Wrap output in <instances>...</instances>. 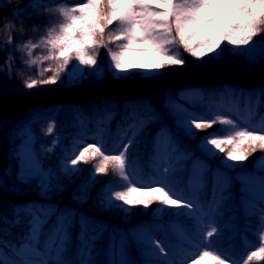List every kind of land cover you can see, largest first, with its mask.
<instances>
[{
  "label": "trees",
  "instance_id": "1",
  "mask_svg": "<svg viewBox=\"0 0 264 264\" xmlns=\"http://www.w3.org/2000/svg\"><path fill=\"white\" fill-rule=\"evenodd\" d=\"M81 0H0V246L12 248L28 240V228L33 211L28 207L33 201H48L55 206V212L48 218L43 231L35 242L39 250L47 260L52 257L45 253L44 245L49 241L58 226L60 216L73 211L76 215L82 214L88 217L95 225H105V231L100 235L95 246L85 249L86 243L77 236L84 231L75 220L67 224V238L62 250L54 257L65 264H80L81 261H92L93 264H109V260L103 255V238L107 230L115 226L125 233L123 252L126 261L140 264L148 259L147 253L150 247L146 244L145 234L134 241L129 231L141 221H148L154 215L162 221L173 220L178 217L187 224L188 233L182 244L194 248L191 237L200 236L199 223L205 221L209 230L214 222L218 234L209 239L213 247L229 256L238 257L245 251L246 241L256 242L258 229L261 228V211L264 209V201L259 200V209L253 213H244L239 207L238 190L241 182H248L249 172L264 156V150L259 148L251 152L245 161H235V168H226L221 164V157L226 152L217 153L216 158L206 157L197 148L196 144L208 131H214L222 127L217 124L213 129L196 131L195 138L184 136L177 131L179 123L174 121L168 108L173 105H182L188 111H205L212 109L211 95L216 96L220 91L232 88L247 95L250 102L257 101L258 114L264 113V97L261 90L264 89V64L259 60L260 49L264 43L256 45V51L252 56L247 54L236 55L231 51H224L219 57L212 58L213 53H207L199 59L185 52L182 46L175 45L179 54L187 61L182 67H177L169 73H161L156 76V86H150L143 82H129L125 80L95 77L103 70L107 54L116 48L120 42L107 43L109 30L117 28V22L105 29L104 42L106 47L89 49L90 55L98 60V65H78L73 57L62 71L58 69L57 61L41 60L48 54L47 46L37 47L31 55L36 60V65L27 68L21 64L23 53L15 49L27 40L34 43L46 36L47 30L64 21L59 9H67L79 4ZM39 5L29 7L20 17H13L12 12L23 5ZM101 8L107 13V0H101ZM13 22L14 28L9 29L7 24ZM23 24V32L21 31ZM264 28V26H262ZM11 35L12 45L5 41ZM99 39V36L97 37ZM256 41H264V32L253 38ZM222 47L230 49L232 46L222 42ZM219 51V49H217ZM9 54L13 55L14 64L12 76L6 75L8 69L4 61ZM203 61V62H201ZM45 68L52 71L45 72ZM58 72L55 85H41V78H48ZM42 73V77L38 74ZM83 73V79H79ZM170 74V77L166 75ZM78 82L73 83V79ZM37 79L35 88L29 90L24 87L25 80ZM67 81L66 83H61ZM155 82V83H156ZM200 87L204 96L209 98L207 104L194 108L184 105L178 100L179 91L188 87ZM5 93V95H4ZM167 93V94H166ZM8 106H4L5 102ZM211 105L209 106L208 105ZM181 114V113H179ZM54 123L55 130L51 135H45L47 126ZM28 125L34 134L33 149L40 168L47 173L51 186L42 193L37 183V177L24 180L19 177V163L16 149L19 141V131L24 125ZM168 126L172 132V143L175 152L185 148L186 141L194 147V154L207 163V168L199 174L200 183L190 187L189 172L186 168H180L167 176V179L176 190L189 193V196L198 199L200 204L209 209L208 201L212 197L211 173L214 168L226 170L229 174V182L223 189L217 191L215 205L209 209L207 216L201 221L195 216L175 215L176 212L186 213L183 207L176 208L170 205H160L153 201L148 208L143 205L109 207L105 202L112 184L120 183L115 174L114 166L109 164L106 174H99L92 179L94 166L98 165L100 158L89 159L87 163H79L76 167L82 171L65 173L63 171L66 160L63 155L65 150L73 147L74 141L80 136L97 134L105 144L111 148L123 141V134L131 126L134 132L138 128L141 131L135 136L134 143L129 146L128 157L131 160L132 176L139 174L143 178L152 173V168L146 163L147 155L152 151L148 144L150 136L162 126ZM181 130L182 127H180ZM58 138L59 143L52 148L53 139ZM246 147V145H245ZM52 149L49 151V149ZM227 151V150H226ZM190 153L189 151H184ZM174 160V159H173ZM254 184V190L260 191L259 184ZM117 204L123 202L118 201ZM128 209V211H125ZM16 217V220L14 218ZM242 228L234 230L232 228ZM171 240H179L175 233L166 232ZM229 246V250L224 248ZM29 259L14 255L11 260ZM42 260V259H40ZM161 260V259H157ZM252 264H264L253 261Z\"/></svg>",
  "mask_w": 264,
  "mask_h": 264
},
{
  "label": "snow or ice",
  "instance_id": "2",
  "mask_svg": "<svg viewBox=\"0 0 264 264\" xmlns=\"http://www.w3.org/2000/svg\"><path fill=\"white\" fill-rule=\"evenodd\" d=\"M12 0H8L11 4ZM29 7H39V5H23L12 12L13 17H20ZM107 13L101 8V0H81L73 7L59 9L64 21L47 30L46 36L40 41L33 42L27 40L18 46L15 51L23 53L24 58L21 64L27 68L36 65V60L31 52L37 47L47 46L48 54L43 60L57 61L58 69L62 71L69 61L74 57L79 65H98V60L94 55H90L89 49L106 47L104 42L105 29L114 22H117L115 30H109L107 43L121 42L118 51L109 52L110 67H114L118 73L127 74L130 68H151L155 73L160 74L166 66H185L187 61L176 50L175 45L182 46L184 51L199 59L207 53H213L212 58L219 57L224 51H231L236 55L247 54L252 56L256 51L258 43L253 38L264 32V0H107ZM159 9V11H157ZM9 29L15 24L9 22ZM23 24L21 31L23 32ZM173 31L175 35L173 36ZM99 36V39L97 37ZM13 37L8 36L5 41L7 45L13 44ZM222 42L232 46L230 49L222 47ZM219 49V51H217ZM132 52H153L161 57L160 60L147 64L125 63V58ZM259 60L264 64V47L260 49ZM203 62V61H201ZM14 64L13 55L9 54L4 61V66L8 69L6 75L12 76ZM45 72L52 71L45 68ZM42 77V73H38ZM58 72H54L48 78H41V85H55L57 83ZM79 79H83L81 73ZM62 81L61 83H66ZM78 82L75 78L73 83ZM38 83L37 79L25 80L24 87L33 89ZM244 93H240L243 99ZM264 97V89L261 90ZM232 99H236V93L232 94ZM180 126L187 137L195 138L196 132L213 129L219 124L222 127L214 131H208L200 138L199 149L206 157L216 158L217 153H225L221 157L224 167L235 168V164L229 161H245L251 152L258 148L264 150V120L259 125L248 122H238L231 118L230 113L206 109L205 111H188L184 108L180 110ZM250 113V108H249ZM54 123L47 126L45 135L53 134ZM137 132L128 139L127 143L117 144L109 148L102 138L95 143H85L83 139L74 141L69 153L70 162H66L63 168L65 173L82 171L76 167L79 163H87L89 159L99 157L98 165L94 166L92 179L99 174H106L109 164L114 166L115 174L120 183L109 182L113 185L105 197V202L109 207L123 208L125 205L131 207L143 205L148 208L153 201L160 205H170L176 208L188 209L186 213L176 212L175 215L194 216L192 211L193 202L181 192H178L167 179L170 169L165 168L161 176H153L148 180H136L132 178L131 160L128 157L129 146L134 143ZM59 143V139L52 141V148ZM83 145V147H81ZM246 145V147H245ZM52 149L50 148L49 151ZM227 150V151H226ZM260 176L258 184L261 192V199L264 201V156L259 157ZM250 182V181H248ZM199 184L200 181H197ZM48 186H51L49 180ZM121 201L122 204L116 202ZM128 211V209H125ZM67 223V216L61 218L55 229L61 245ZM212 224L211 230L201 229L200 244L195 246L189 253V264H252L253 261L264 262V209L261 211V228L257 230L256 242L246 241L245 251L238 257L229 256L213 247V242L209 239L214 234H218V229ZM44 221L39 216L33 217L30 229V239H38L42 233ZM206 232V235L204 234ZM147 243L151 247L152 238H147ZM31 248V244L28 246ZM251 249V250H249ZM158 250V251H157ZM21 250H17L19 253ZM35 253V250H33ZM153 256L163 257L162 261L156 264H175L171 259V253L162 246L161 242H156ZM0 264H48L46 261L30 259L8 260L0 254ZM57 264H65L57 261ZM80 264H93L92 261H81ZM113 264H134V262L121 259L113 261ZM146 264H153L149 261Z\"/></svg>",
  "mask_w": 264,
  "mask_h": 264
},
{
  "label": "rangeland",
  "instance_id": "3",
  "mask_svg": "<svg viewBox=\"0 0 264 264\" xmlns=\"http://www.w3.org/2000/svg\"><path fill=\"white\" fill-rule=\"evenodd\" d=\"M159 11V9H157ZM175 35V32L173 31V36ZM121 43V42H120ZM119 43V44H120ZM116 48H112L111 51H118V45ZM180 53V52H179ZM161 57L153 52H132L129 53L125 58V63L131 64V63H138V64H147L151 65L152 63H155L156 61L160 60ZM110 60H109V53L106 57V63L104 65L103 70L99 71L95 77L104 78V75L109 76V78L118 79V80H125L129 82H139L143 86V82L145 84H149L150 86H156L160 84L161 82H164L161 73H169L168 71H173L179 66H166L164 70L161 71L160 78L161 82H156V76L158 75H150L149 73H155V69L149 68H130L128 69V73L122 74L118 73L117 70L114 69V67H110ZM166 77H170V74L166 75ZM156 82V83H155ZM236 93V99H232V94ZM167 94V93H166ZM5 95V93H4ZM177 98L183 102L188 107H195L196 105H203L207 104L208 97H205L203 95V90L200 87H189L186 89L181 90ZM207 98V99H206ZM213 100V109L214 111H223L225 114L231 115V118H234L238 120L239 122H248L253 125H259L262 120H264V113L258 114L257 112V101L253 100L252 103H250V100L247 96H243V99H240V92L233 90L232 88H228L227 91H220L218 93V96L211 97ZM5 102V101H4ZM4 106H8V104L5 102L3 104ZM250 108V113H249ZM183 109L182 105H173L168 108V111L170 115L174 117V121L178 124L179 127L177 128V131L182 133L184 136V130L180 129V116L181 113L180 110ZM133 127H129L127 131L123 134V141L122 143H127L128 139L133 136L134 133ZM19 141L16 149V155L18 157V163H19V177L24 180H30L33 177H37V183L41 188L42 193L45 192V190L48 187L49 179L47 176V173L44 169L40 168L37 158L33 149V141H34V134L31 131L30 127L26 124L24 125L21 130L19 131ZM79 139H83L85 143H95L98 139L97 134L93 135H82L79 137ZM172 139V132L168 128V126L164 125L162 126L158 131L153 133L149 139V146L152 149L151 152L147 155L146 163L152 168V173H149L146 178H143L142 176H139V174H135V176H132V178L136 180H148L149 178L153 176H161L164 174V169L168 168L170 170H178V167H185L187 171L189 172V180H190V187H192L195 184H198L197 181H200L199 174L202 170H204L207 167V164L199 157L192 155L194 154V147L189 144V142L186 141L185 148L181 149L180 151L174 152V145L171 144ZM200 142L196 144L197 148H199ZM83 147V145H81ZM72 149V148H71ZM70 150H65L63 155L66 157V160L70 159L69 153ZM184 151H189L190 153H185ZM174 159V160H173ZM188 163L185 164L184 161H187ZM229 164H233V161H229ZM260 163L261 161H258L255 164V167L252 171L249 172V177L251 179L250 182L243 181L240 176H238V180L241 182V184L238 187V190L240 191L241 195L238 197L239 207L244 210V213H253L259 209L258 202L261 199V192H256L254 190V184L252 182L258 183V178L260 176ZM221 164L223 165V162L221 160ZM224 166V165H223ZM229 181V175L225 170L215 168L212 171L211 175V188H212V197L209 199V209H211L218 198L217 191L219 189H222V187L226 186ZM178 192H181L186 197L192 200L193 202V208L192 211L195 214L194 216L201 221V218H205L210 212V210L205 209L199 202V200L196 198H191L189 196V193H183L180 190H177ZM28 207L33 211V217L39 216L40 219L44 221V224L42 226V231L44 228V225L46 224L48 218L55 212V206L48 202V201H33L30 202ZM188 211V209H186ZM67 216V223L75 220L76 223L80 225L84 229L83 232H80L79 238L82 241H85L87 243L85 245V249L94 247L95 245L92 243H95L98 240V237L100 234L104 231L105 226L104 225H95L88 217L79 214L76 215L73 211H68L67 213L60 216L59 220H61L62 217ZM155 216V215H154ZM154 216L149 221H141L138 222L130 231V236L134 241H137L142 238L143 234H145V241L147 243V238H152V245L150 247L148 255V259L145 261H142L141 264H146V262H153V264H156L158 261L156 256H153L152 252L155 246L156 242H161L162 246L165 247L170 253H171V259L175 261V264H189L188 256L189 253L193 250V248L186 247L182 244L183 240L187 236L188 229L187 224L180 220L178 217H175L173 220H167L162 221L157 218H154ZM31 218V222L32 219ZM16 220V217L14 218ZM208 228V225L205 221H201L199 223V230L200 236H201V229ZM30 229L31 224L28 229V241L25 243H22L18 246H13L12 248L8 247H1L0 246V254H2L5 258L8 260L12 259V256L19 255L22 257L29 256L34 257L37 261H43L40 260L44 258V255H42L39 251V248H36L34 245L36 239H30ZM56 229V228H55ZM234 230L239 229V231L242 230V228H232ZM166 232H172L175 233L176 238L178 236L179 240H171ZM206 235V232L204 233ZM41 235V234H40ZM63 235V242L65 241L67 237V230L65 226V231ZM200 236H194L191 237L190 241L194 242V245L200 244ZM123 238H124V231L119 230L116 227L112 226L108 229L104 244H103V254L106 256L107 259H109V264H113V261H120L121 259L125 260L123 255ZM62 242V244H63ZM29 244H31V248H29ZM149 245V244H148ZM62 246L60 239L57 237L56 232L54 230V233L50 237L49 241L43 246L46 250V253L48 255H51L55 257L61 250ZM195 247V246H194ZM17 250H21L19 253ZM33 250H35V253H33ZM229 250V246L224 248V251ZM251 250V249H249ZM13 251V252H12ZM158 251V250H157ZM162 258L163 257H159ZM48 262V264H56L55 260H44Z\"/></svg>",
  "mask_w": 264,
  "mask_h": 264
}]
</instances>
